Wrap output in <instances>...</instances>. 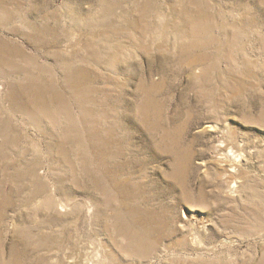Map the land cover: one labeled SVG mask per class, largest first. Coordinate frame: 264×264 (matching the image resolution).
Here are the masks:
<instances>
[{"label":"rangeland","instance_id":"374dc122","mask_svg":"<svg viewBox=\"0 0 264 264\" xmlns=\"http://www.w3.org/2000/svg\"><path fill=\"white\" fill-rule=\"evenodd\" d=\"M0 264H264V0H0Z\"/></svg>","mask_w":264,"mask_h":264},{"label":"bare ground","instance_id":"6f19581e","mask_svg":"<svg viewBox=\"0 0 264 264\" xmlns=\"http://www.w3.org/2000/svg\"><path fill=\"white\" fill-rule=\"evenodd\" d=\"M221 149H222V150H226V148H221ZM227 152H228V151H227ZM234 164H235L234 160H233V162H232L231 164H229V165H230V166H229V170H230L231 173L234 172V168H233Z\"/></svg>","mask_w":264,"mask_h":264}]
</instances>
